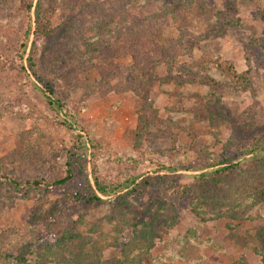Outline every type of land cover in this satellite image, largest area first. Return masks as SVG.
I'll return each mask as SVG.
<instances>
[{"label":"rangeland","instance_id":"rangeland-1","mask_svg":"<svg viewBox=\"0 0 264 264\" xmlns=\"http://www.w3.org/2000/svg\"><path fill=\"white\" fill-rule=\"evenodd\" d=\"M115 1L87 0L96 4L91 13L78 5L69 15L70 0H59V8H47L50 28L92 15L77 29L88 31V44H64L51 29L35 36L32 27L23 53L26 65L36 40V66L71 110L84 147L72 146L73 132L59 124L60 111L29 71V78L0 74V175L45 185L72 166L70 182L46 191L0 185V264H264V150L243 151L264 143V0H152L164 9L135 14L132 39L124 40L123 29L120 41L102 45L88 28H98L101 11ZM6 2L3 49L11 42L7 32L20 30L26 18L17 0ZM145 5L126 0L125 7ZM150 39L155 48L145 45ZM138 48L147 58L134 59ZM216 56L238 71L249 68L251 89H235L210 64ZM195 74L220 88L195 81ZM221 155L234 156L238 166L196 177L215 170L210 161ZM83 165L91 181L96 175L110 189L135 179L136 191L69 202L70 189L85 191ZM60 236L67 239L59 243ZM14 255H24V263Z\"/></svg>","mask_w":264,"mask_h":264},{"label":"trees","instance_id":"trees-1","mask_svg":"<svg viewBox=\"0 0 264 264\" xmlns=\"http://www.w3.org/2000/svg\"><path fill=\"white\" fill-rule=\"evenodd\" d=\"M59 0H37L36 4L34 6V11H33V20H32V15H31V8L33 4V0H17V8H19L22 12L25 13V20L22 21L23 27L20 30H17V32H14L11 34V32H7L11 42L10 46H8L6 49L0 48V74L3 72V69L6 71H17L18 73H24L27 78H29V74L27 71L30 72V76H33V83L36 84V82L41 83V91L43 90V95L46 97L47 103L50 105L54 106L56 111H60L59 113L61 116L59 117L60 120L59 124L61 126L66 127L67 129L71 130L74 134V139L72 142V146H85V141L81 134L78 132V127L76 126V119L73 116L71 110H68L66 108H63L62 104L59 102L57 98L54 97L55 94V85L53 83V80L49 79L46 77L42 72L37 68L36 62L34 60V54H35V48H36V40L32 41V47L30 49V52L27 56L26 62L27 64L25 65L23 62V53L25 52L29 37H30V32L32 27L34 28V35L38 36L39 32H42L45 29H51L49 25V16H48V10L47 8L50 7H60V4H57ZM70 4L67 5V8L69 9V15L73 12L74 6H85V11H89L90 13L92 12V7L96 5L95 3L89 4L87 0H73L74 3L71 2ZM4 2V3H3ZM5 3L7 4L6 0H0V21L4 17H9V12L5 13ZM111 4V3H110ZM109 4V7L103 8L101 11V18L95 21L96 25H99L98 28L92 29L88 28L90 32H94L98 34L99 36V42L102 43V45H110L111 43L114 42V40L120 41L122 38V33L123 29L128 33L124 36V40H130L132 39L131 33H133L135 27L133 24V18L135 14H140L137 16H140V18H147L148 15L155 14L158 10H163L164 8L162 6H156L152 0H147V5L145 6H139L143 7L140 11L137 10V7H133L130 9V11L126 10V0H118L115 1V6L111 8V5ZM66 5V3H64ZM91 5V6H90ZM167 5L175 6V0L174 1H168ZM52 8V9H53ZM137 8V9H136ZM176 8V7H175ZM50 8V10H52ZM181 10V9H180ZM178 10L177 19L175 21H178V24L183 23V14H181V11ZM137 11V12H136ZM68 15V16H69ZM67 16V17H68ZM116 16H119L118 20L116 21V25L112 28H108L107 24L110 23V21H114L116 19ZM93 17L89 19H86L84 16H75L68 18L66 22H64L63 25L57 26L55 28H52L51 31L57 32L56 35L60 34L61 36V42L66 43V44H72L74 40L77 42H80L81 44H88L86 41L87 39V33L88 31L80 32L79 34L77 33V29L82 26L84 21L86 22H91ZM81 19V21H79ZM79 21V23H78ZM143 23V22H142ZM33 24V25H32ZM16 29V28H15ZM119 30V31H118ZM7 31V30H6ZM118 33L116 34L115 32ZM77 33V34H76ZM115 34L114 36H112ZM123 40V41H124ZM154 40L150 39V43L145 44L146 46H149V48L156 47V44L153 43ZM60 45V44H59ZM125 48V47H124ZM6 51V52H5ZM133 53V52H132ZM131 53V54H132ZM136 54L133 55L134 59L136 61L142 60L147 58L146 53L144 49L138 48L135 52ZM17 58V59H16ZM248 59V57H246ZM246 59V60H247ZM68 64V62H67ZM210 64L218 68L220 71H222L229 79L230 82L232 83V86L239 90V91H244V90H250L251 89V80L249 77V68H246L245 70L238 71L234 62L230 59H223L220 56H216L213 59H210ZM195 81L201 82V83H207L209 85L214 86L215 90H218L220 88V84L215 81L213 78L209 76H204V75H198L195 74L194 76ZM216 98L218 97V92L214 91ZM57 97V96H56ZM70 118L72 120L67 119ZM77 131V132H76ZM258 149L264 150V143L263 142H257L254 144H249L247 148H245L243 151L247 153H253ZM72 154V152H70ZM72 157V155H70ZM234 156H223L221 155L219 158L216 160H211L210 161V167L217 166L215 170L210 171V172H205L204 174H200L196 176L197 178L206 176L208 174H216V173H229L233 168H236L238 166L237 162H234L232 160ZM86 165H83L85 168L86 172ZM163 168V166H162ZM71 171H72V166L69 163L68 167L64 170V173L62 175H59L52 179V181L46 182L44 185V180L41 178L39 179H28V178H16L12 176H4L3 174L0 175V185L3 183L9 184V186L13 185L15 188H24V192L30 193V191H46L49 187V185H52L54 187L58 186H63L65 183H68L71 181L72 176H71ZM207 173V174H206ZM158 178L162 177L161 175H157ZM152 177L147 176L146 178H143L142 182L143 183H148L151 180ZM93 181H91V178L88 176V173L86 172L84 174L83 178V183H84V192L80 188H72L70 189L69 193L66 195L65 199H68L69 202L72 200H79L83 202L84 204H88L90 202H101L103 198H101V195H109L111 192H115L116 189H118V192L124 188L127 189L128 192H121L116 194L115 199L121 198L124 194L126 193H133L136 191V185L134 184L135 179H130L126 180L124 179L122 184L114 186L110 189H108V186L105 185L99 178L95 175L93 176ZM58 207L53 206L51 210L49 211L50 215H54L55 213L57 214ZM47 215V214H45ZM62 240H59V243L64 242L65 239H67L64 236H60ZM14 259H18L20 263H24L25 258L24 255H14Z\"/></svg>","mask_w":264,"mask_h":264}]
</instances>
